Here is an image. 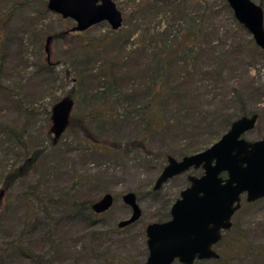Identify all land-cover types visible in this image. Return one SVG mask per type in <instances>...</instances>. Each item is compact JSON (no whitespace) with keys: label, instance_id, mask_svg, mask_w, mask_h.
<instances>
[{"label":"rangeland","instance_id":"1","mask_svg":"<svg viewBox=\"0 0 264 264\" xmlns=\"http://www.w3.org/2000/svg\"><path fill=\"white\" fill-rule=\"evenodd\" d=\"M112 1L119 28L100 21L70 34L72 20L46 9V0H0V264H140L145 225L168 218L186 175L201 172L189 168L153 190L166 163L156 152L178 159L202 150L242 114H257L243 136H264V53L225 0ZM252 1L264 28V0ZM159 76L169 90L161 101L151 98ZM67 94L83 126L51 142L49 111ZM150 102L167 126L145 129ZM131 141L148 151L121 145ZM34 147L43 149L36 170L4 188L6 172ZM32 185L42 200L25 197ZM128 191L140 215L118 226L130 215L121 199ZM105 192L112 204L88 223L71 210ZM230 220L212 246L218 257L191 264H264V196H242Z\"/></svg>","mask_w":264,"mask_h":264},{"label":"water","instance_id":"2","mask_svg":"<svg viewBox=\"0 0 264 264\" xmlns=\"http://www.w3.org/2000/svg\"><path fill=\"white\" fill-rule=\"evenodd\" d=\"M179 1V0H178ZM233 17L251 35L254 44L264 53L263 11L252 0H225ZM45 7L70 18V31H82L100 21L111 29L122 23V15L112 0H46ZM50 36L45 39V51ZM73 105L70 96L58 99L50 108V132L55 140L65 129ZM256 113L240 115L210 145L176 159L166 156V163L155 178L152 189L166 179L200 168L198 175L187 174L188 184L169 207V218L145 225L146 257L140 264H172L175 260L191 264L194 259L217 258L212 246L221 232L231 226V216L240 206V195L246 202L264 196V136L249 140L243 134L252 129ZM224 173V176L221 174ZM130 207V215L117 225L134 222L140 215L135 194L121 196ZM110 192L103 193L90 204L94 213H101L112 204Z\"/></svg>","mask_w":264,"mask_h":264},{"label":"trees","instance_id":"3","mask_svg":"<svg viewBox=\"0 0 264 264\" xmlns=\"http://www.w3.org/2000/svg\"><path fill=\"white\" fill-rule=\"evenodd\" d=\"M64 32L65 31L57 32V33L52 34L51 36L55 37V38H61V37L65 36ZM78 32L79 31H70V34H77ZM190 38H191L190 40L193 41V45L192 46H194L195 42H196V39H195L196 36L194 34H192ZM170 56L173 57L174 53L170 54ZM158 78H159V81H160L158 83L160 87H159V89H154L152 91L151 98H154L155 100L161 101V99H164L166 97L167 92L169 93V90L166 88V90H167L166 91V90H163L161 88V87H163V85L161 84L163 82V77L159 76ZM67 95L71 97L70 94H67ZM152 106H153V104H151V102H150L147 105L145 104L142 107V112H145L146 114H148V117H149L148 119L146 118L145 129L149 130L148 129V127H150L149 123L152 124V127H155V126L156 127L157 126H167L168 125V123H167L168 119H166L163 116V114L161 113L160 108H158V110H157V109H154ZM156 113H157V115H156ZM242 115H246V114H242ZM153 117H155L156 119L154 120ZM231 121L232 120H226L224 122V124L226 126V129L228 128V126H229ZM49 122H50V111H49ZM83 122H84L83 116H78V115H73V114L70 115L69 114L68 122L66 124L65 129L71 128L73 126H77V127L83 126ZM49 128H50V125H49ZM49 128H48V132H50ZM72 129H74V128H72ZM87 138L89 139V137H87ZM90 139L92 140V138H90ZM51 142H54L53 137H51ZM121 145L125 146V147L137 146V147L143 148L146 151H148V149L145 147V145H144V143L142 141H139L137 143L131 141V142H128V143H125V144H121ZM42 151H43L42 148H35L34 147L28 153V155L23 159L22 163L19 166L7 171L6 174L3 177V187L4 188H8L9 186H11V183L13 182V180L15 178H17L19 176H22L27 171H29V172L30 171H35L36 170V166H37L38 158H39V156H40ZM180 154L185 155V154H188V153H186L184 151V152H180ZM189 154H191V153H189ZM156 155H159L160 157L165 158V160H166V156L170 155V154L168 152H160V151L158 152L157 151ZM24 195H25V197H28V198H31V199H35V200H42L43 199L42 197L39 196V194L36 193V186L35 185H32L26 191V193ZM46 200L48 202H52L53 201L52 199H46ZM91 203H92V201H88V200H82V201H79L77 203L76 202L72 203V206H71L72 209L71 210H73V212L77 215V217H79V219H81L82 221L88 223L89 222V218H90V213L92 212V210L90 209V204ZM158 221H160V220H158ZM8 246L13 248L14 244L13 243H8ZM16 249H18V251H21L20 248H18L17 246H16Z\"/></svg>","mask_w":264,"mask_h":264},{"label":"flooded vegetation","instance_id":"4","mask_svg":"<svg viewBox=\"0 0 264 264\" xmlns=\"http://www.w3.org/2000/svg\"><path fill=\"white\" fill-rule=\"evenodd\" d=\"M259 138H260V137H259ZM197 175H198V174H197ZM221 175L224 176V173H222ZM187 184H188V183H187ZM179 192H180V191H179ZM178 195H179V194H178ZM242 196H244V195H243V194L240 195V200H241V197H242ZM176 198H177V197H176ZM176 198H175V199H176ZM175 199H174V200H175ZM258 199H259V198H258ZM244 200H245V199H244ZM256 200H257V199H256ZM254 201H255V200H254ZM251 202H252V201H251ZM170 205H171V204H170ZM168 213H169V210H168ZM168 218H169V217H168ZM168 218H166V219H168ZM166 219H162V220H160V221H163V220H166ZM220 238H221V236H220ZM219 240H220V239H219ZM219 240H218V241H219ZM218 241H217V242H218ZM217 242H216V243H217ZM212 248H213V247H212ZM194 260H197V259H194Z\"/></svg>","mask_w":264,"mask_h":264}]
</instances>
